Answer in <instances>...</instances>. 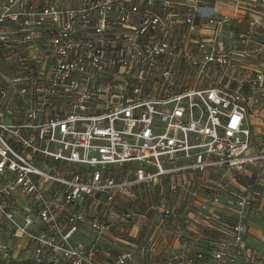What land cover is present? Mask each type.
Instances as JSON below:
<instances>
[{
    "label": "built area",
    "instance_id": "obj_1",
    "mask_svg": "<svg viewBox=\"0 0 264 264\" xmlns=\"http://www.w3.org/2000/svg\"><path fill=\"white\" fill-rule=\"evenodd\" d=\"M262 181L264 0H0L5 260L92 264L88 215L139 230L141 204L177 221L183 196L178 240L216 229L212 264H239Z\"/></svg>",
    "mask_w": 264,
    "mask_h": 264
},
{
    "label": "rangeland",
    "instance_id": "obj_2",
    "mask_svg": "<svg viewBox=\"0 0 264 264\" xmlns=\"http://www.w3.org/2000/svg\"><path fill=\"white\" fill-rule=\"evenodd\" d=\"M245 48V46H241ZM244 65H250L243 61ZM223 82L226 79L222 80ZM236 87L235 83L230 84V88ZM261 176L260 170L253 171L252 178H245L246 184H250ZM258 177V178H257ZM257 178V179H256ZM263 182V181H262ZM252 188L250 193L254 197L251 205L245 209L248 225L247 245L250 248V259L247 256L238 260L239 264H264V182L262 185ZM183 196L172 203L178 215L177 221H159L157 213L149 209L145 204H141L140 214L136 216L142 223L139 230L113 229L97 232L91 228V216L86 217V222L80 224V229L72 237L74 243L93 247L92 264H186L184 254L191 257L199 251L204 253V258L194 264H212L214 261L210 256L208 246L211 243L218 244L221 241L220 233L216 229L211 230V234L205 239L202 236L204 225H197L192 228L195 238L178 240L179 231H185L184 214L188 212L187 202ZM234 210L237 205H233ZM214 225V224H213ZM9 230L0 229V237L13 240L9 235ZM32 253L24 251L20 255V260H5L0 254V264H62L59 261L54 263L36 262L32 259ZM66 264V263H64ZM223 264H233L225 262Z\"/></svg>",
    "mask_w": 264,
    "mask_h": 264
}]
</instances>
